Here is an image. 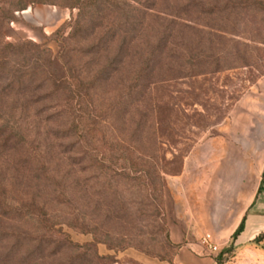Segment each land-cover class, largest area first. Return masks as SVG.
<instances>
[{
	"label": "rangeland",
	"instance_id": "374dc122",
	"mask_svg": "<svg viewBox=\"0 0 264 264\" xmlns=\"http://www.w3.org/2000/svg\"><path fill=\"white\" fill-rule=\"evenodd\" d=\"M19 1H24L26 6L16 7ZM204 1L207 4L212 2ZM261 3L262 9H246L230 18L229 23L224 21L230 40L219 41L218 48H213L215 55L219 54L214 63L207 65L204 61H192L181 66L173 63L176 70L171 73L172 78L187 76L173 79L170 86L155 92L161 108L152 115L154 119L150 117L154 124L151 122L150 126L136 132L133 109L128 113L119 112L109 119L106 129L121 133V138L126 136V142L121 147H111L114 150L108 144L103 148L109 159L106 166L124 170L109 158L112 152L119 150L123 155L131 152L135 158L141 153L154 154L167 172L163 194H152L147 199L148 205L143 206L135 181L120 178L118 189L114 188L108 182L107 171V175L100 179L103 200L98 204L96 177L99 170L89 163L87 202L89 211L93 212V222L99 212H119L121 204L115 199V191L119 197L137 200L139 204L133 203L134 209L145 207L153 212L158 206L160 210L159 217L144 219L140 215L132 224L123 212L120 213L121 219L106 221L109 226L128 233L127 243L132 244L116 248V239L110 245L98 243L99 254L111 257L110 264H176L180 248L185 243L172 240L174 226L184 227L189 222L204 225L210 216L224 215L231 222L241 199H246L244 195L252 184L253 171L264 157V0ZM72 4V0H0V262H7L12 245L10 239L7 240V230L21 224L16 215L10 214L11 207L26 205L31 199L55 216L56 228H61L71 241L78 244L94 242L91 233L70 226L67 221L68 216L71 218L69 214L73 212L74 202L64 200L68 198L70 201L72 197L59 198L58 192L68 188V180H62L58 177L60 173L56 176L53 172L67 164L53 157L50 158L52 170L49 165L40 164L42 150L54 146L52 138L48 137L54 131L50 134L48 131L55 128L43 124L51 111L35 115L44 109V103H24L28 97L35 96L34 100H39L50 93L47 91L49 87L37 88V78L41 77L39 72L48 65L49 59L54 60L53 66L60 74L63 72L59 55L65 43V48H71L69 66L73 68L86 65L91 75H95L109 63L103 74V78L109 77L108 80L91 94L94 99L109 102L123 94V85L138 72L141 48L150 45L143 36L140 39L147 41L148 45L139 43L135 26H128L126 34L122 23L114 18L103 20L99 30H94L92 20L88 21L81 34L65 40L73 34L79 12ZM159 8L177 12L178 5L167 0ZM5 16H10V20L5 21ZM112 24L117 31L104 34L107 25ZM200 37L187 33L178 37L172 35L170 40L178 44L185 40L192 44L188 47L190 49L199 48L194 43ZM150 38L153 41L151 35ZM123 48L126 49L122 58L119 51ZM169 48L186 47L175 45ZM20 76H23L22 82L32 81V87L24 92L12 87ZM52 100L53 97L47 99L45 106H51ZM14 106L18 109L13 110ZM127 147L130 151L126 150ZM124 167L133 172L130 165ZM46 168L49 170L45 171ZM239 178L244 179L241 190L235 187ZM131 185L135 187L128 188ZM235 193H240L241 197ZM53 236L58 239L61 233ZM190 248L196 254L203 250L209 252L217 264L232 263L233 260L230 247L225 256L216 255L220 246L218 251H212L201 239L191 242ZM254 250L258 256L246 255L240 264H264V239L256 243ZM70 254L65 249L51 260H45V264L63 260Z\"/></svg>",
	"mask_w": 264,
	"mask_h": 264
},
{
	"label": "trees",
	"instance_id": "16d2710c",
	"mask_svg": "<svg viewBox=\"0 0 264 264\" xmlns=\"http://www.w3.org/2000/svg\"><path fill=\"white\" fill-rule=\"evenodd\" d=\"M72 1V5L78 7L79 12L78 17L74 21V32L65 40L72 39L79 33L81 34L83 25L88 21L92 20L94 27H96L94 30H99L103 20L114 18L115 20L119 19L126 34L128 26H135L139 43L148 45L149 42L150 45L148 47L150 48H141V64L138 72H136L135 77L129 79L128 84L123 85V90L121 91L123 94L111 98L109 102L100 98L94 99L91 95L95 89L104 83L103 81L108 80L109 77L103 78V74L107 72L109 63L104 64L95 75H91V71L88 70L86 65L73 68L69 66L71 48H65V46L67 47L65 43L62 44L59 55L60 60L63 62V72L59 73V70L53 66L54 60L51 59H49L48 65L43 68V71L39 72L41 77L37 78L39 83L37 88L49 87L50 90L47 91H50V93L39 100H34L33 97L35 96L28 97L24 103L29 105L44 103V109L35 113V115L51 111L52 113L46 115L47 118L43 120V124L46 127L52 125L55 128L48 131L49 134L54 131L53 135L48 136L53 139V141L51 139V142L54 146H46L42 150L40 164L43 166L49 165L52 170L50 164V158L52 157L67 164L63 169L55 168L54 172L52 171L56 176L60 173L58 177L62 178V180H64L63 178L68 180V188L59 190V198L72 197L70 201H68V198L64 200L66 202H74L73 212L68 213L73 220L71 222V218L68 216L67 221L70 226L91 233L94 236V242L78 244L71 241L62 232L61 228H56L55 216L49 214L44 207L37 205L35 199H31V202L26 203V205L16 204L17 206L13 205L11 207L10 214L16 215L21 224L16 228L7 230V240L9 238L10 240L8 241H11L10 244L12 245L9 247L7 262H0V264H45V260H51L65 249L70 251V256L63 260H55L46 264H110L111 257L99 254L97 250L98 243L102 242L110 245L116 239L115 241H118L116 248L132 245L127 243L128 233H123L109 226L106 221L110 218L121 219V212L129 218L131 224L132 222H137L136 218L140 215L144 216V219L157 218L160 216L158 206L153 212H150L145 207L134 209L132 205L133 203H138L137 200L126 196L119 197L118 191H115V199L121 204V208L117 210L119 212H99L96 222H93V212L89 211L87 202L88 183L90 180L88 177L89 163L97 166L99 170L96 177L98 204H102L103 200L101 198L100 179L101 176L107 175V171H109L108 182L114 188H117V181L120 178L135 181L143 206L148 205L147 199L152 194L156 192L163 194L165 189L164 175L167 172L162 168L154 154L148 156L145 153H141L138 155L139 157L135 158L130 155L131 152L123 155L119 153V150L112 152L109 158L114 161L115 165H121V169L124 170L106 166L105 162L109 159L103 148H106L107 144L110 148L116 147V145L121 147V144L126 142V136L121 138V133L117 134L114 130L109 131L106 129L109 119L113 116L115 117L119 112L125 111L128 113L130 109H133L135 113V120L133 121L136 132L139 129H143L146 125L150 126L151 122L154 124L152 115L161 108L155 98V92L158 89H165L170 86V82L173 79L187 76H175L172 78L171 73L176 70L173 63H178L181 66L185 62L204 61L207 65H211L219 59V54L215 55L213 48H218L219 41L221 43V41L230 40L224 21L229 23L230 18L246 9H262L261 0H211L212 2L208 4L204 0H172L178 5V9L175 10L177 12H169L159 8V5L167 0H162L160 3L157 0ZM24 6H26L24 1L16 3V7L21 8ZM4 20H10V16H5ZM114 26L113 24L107 25V32L104 34L116 32L117 29ZM187 33L201 36L194 43L199 48L188 49L192 44L183 39L180 44L170 40L172 35L173 37H178ZM150 35L152 38L155 35L153 41ZM142 36L144 38L147 37L148 42L141 40ZM175 45L186 48H169ZM4 49L6 50V48ZM123 49L119 51L122 58L125 56L126 48ZM0 51L2 52V49ZM215 58L217 59L215 60ZM19 78V81L12 83L14 85L12 87L15 89L17 87L18 92H24L32 87V81L22 82L23 76ZM45 97L46 99L44 100ZM52 97L53 104L46 107L45 102ZM25 106L22 107V111ZM16 108L14 106L13 110ZM60 120L61 122H59ZM127 148L126 150L130 151ZM111 150L114 149L111 148ZM124 165H130L133 172L127 170ZM49 168H46L45 171L49 170ZM61 170H63V173H61ZM135 186L131 185L128 188L133 189ZM262 187H260V190ZM36 207L39 209L34 210ZM244 225L245 218L233 234L234 238L243 231ZM57 232L61 233L58 239L53 236ZM263 239L264 231L260 232L253 242L258 243ZM45 251L48 253L45 254Z\"/></svg>",
	"mask_w": 264,
	"mask_h": 264
},
{
	"label": "crops",
	"instance_id": "0c3cea01",
	"mask_svg": "<svg viewBox=\"0 0 264 264\" xmlns=\"http://www.w3.org/2000/svg\"><path fill=\"white\" fill-rule=\"evenodd\" d=\"M264 157L257 164L253 171L252 184L247 194L244 195L246 199L242 198L238 208L236 209L235 216L231 222L227 220V216H218L212 218L210 216L207 224L194 225V222H189L187 226L176 227L172 229L171 237L175 243H185V246L180 248L176 258V264H217L216 259L209 256V252H199L196 254L190 248L191 242L201 239L206 233H211L213 241L220 246V251L216 255L225 256L228 254V248L233 251L234 264H240L244 260V256L255 254L258 252L254 250L256 243L253 242L254 238L264 231ZM244 185V179L239 178L235 187L241 188ZM263 186L260 190V187ZM241 197L240 193H235ZM245 218V225L243 231L236 237L233 234L240 226ZM229 248V249H230ZM201 249V247L199 248ZM230 250V251H231ZM231 261L227 264H233ZM251 260V259H250Z\"/></svg>",
	"mask_w": 264,
	"mask_h": 264
},
{
	"label": "built area",
	"instance_id": "2783aa9c",
	"mask_svg": "<svg viewBox=\"0 0 264 264\" xmlns=\"http://www.w3.org/2000/svg\"><path fill=\"white\" fill-rule=\"evenodd\" d=\"M201 240H202V243L204 245H207L208 248L211 249L212 251H218L219 250V246L216 243H214L211 233H206L201 238Z\"/></svg>",
	"mask_w": 264,
	"mask_h": 264
}]
</instances>
